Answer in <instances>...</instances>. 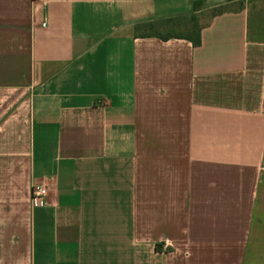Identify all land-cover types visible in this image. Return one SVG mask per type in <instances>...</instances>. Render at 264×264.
Listing matches in <instances>:
<instances>
[{
    "label": "crops",
    "instance_id": "1",
    "mask_svg": "<svg viewBox=\"0 0 264 264\" xmlns=\"http://www.w3.org/2000/svg\"><path fill=\"white\" fill-rule=\"evenodd\" d=\"M196 1L0 0V264H264V0Z\"/></svg>",
    "mask_w": 264,
    "mask_h": 264
},
{
    "label": "trees",
    "instance_id": "2",
    "mask_svg": "<svg viewBox=\"0 0 264 264\" xmlns=\"http://www.w3.org/2000/svg\"><path fill=\"white\" fill-rule=\"evenodd\" d=\"M202 0L195 2V11L202 7ZM218 11H222L219 9ZM136 33L139 37H158L163 40L172 38L188 39L195 46L201 44V28L196 13H192L187 20L186 16H169L152 18L136 24Z\"/></svg>",
    "mask_w": 264,
    "mask_h": 264
},
{
    "label": "built area",
    "instance_id": "3",
    "mask_svg": "<svg viewBox=\"0 0 264 264\" xmlns=\"http://www.w3.org/2000/svg\"><path fill=\"white\" fill-rule=\"evenodd\" d=\"M35 1V0H34ZM49 196V184L46 182L33 184L31 191V201L33 206L42 207L47 203ZM169 247V243H164V250L166 251Z\"/></svg>",
    "mask_w": 264,
    "mask_h": 264
},
{
    "label": "rangeland",
    "instance_id": "4",
    "mask_svg": "<svg viewBox=\"0 0 264 264\" xmlns=\"http://www.w3.org/2000/svg\"><path fill=\"white\" fill-rule=\"evenodd\" d=\"M186 18H187V17H186ZM188 19H189V18H187V20H188ZM205 19H206V18H205ZM205 19H204V20H205ZM198 22H199V19H198ZM199 25H200V23H199Z\"/></svg>",
    "mask_w": 264,
    "mask_h": 264
}]
</instances>
